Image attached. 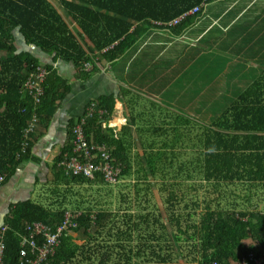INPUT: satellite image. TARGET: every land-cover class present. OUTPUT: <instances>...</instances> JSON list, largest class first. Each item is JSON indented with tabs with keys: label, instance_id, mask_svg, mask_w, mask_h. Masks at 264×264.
<instances>
[{
	"label": "trees",
	"instance_id": "trees-1",
	"mask_svg": "<svg viewBox=\"0 0 264 264\" xmlns=\"http://www.w3.org/2000/svg\"><path fill=\"white\" fill-rule=\"evenodd\" d=\"M214 1L224 3L223 11L232 2L0 0V194L7 196L6 192L16 189L17 183L8 186L12 180L19 182L17 195L8 194L7 211L0 217L1 264H173L175 252L185 248L198 255L192 259L193 264H243L244 256L263 254L264 210L258 206L264 199L252 202L255 198L247 194L244 201L232 193L234 183L264 189V17L260 15L248 13L239 21L247 24V30L236 28L248 32V48L254 54L251 59L261 67L250 73L252 83L246 89L237 87L234 80L240 74L233 73L244 64L243 58L234 60L233 50L236 56L246 54L240 52L244 42L230 38L225 44L234 47L228 57L214 60L212 54L181 74L179 83L185 86L183 81L188 80L190 84L180 91L183 95L178 104L188 116L169 122L173 134L165 124L157 128L150 121L136 119L135 114L124 127L123 134L129 141H133L130 132L136 128L138 140L151 151L145 178L158 179L160 194L165 197L168 214H153L152 224L150 215L139 214L135 219L141 222L133 223L132 215L120 217L118 212L100 209L102 203L90 201L84 191L103 184V172L92 179L62 163L68 156L76 157L75 167L95 162L104 166L107 150L110 161L121 167V177H132L131 153L126 147L130 143L117 138L115 144L119 133L108 127L116 97L90 103L94 115L86 124L88 148L75 153L73 129L80 125L76 120L70 127L68 145L53 164H44L31 150V124L37 121L34 132L39 137L45 135L54 119L51 110L73 93L71 81L61 74V62L73 64L79 79L85 82L98 74H112L122 85L131 86L123 91L124 96L130 95L134 81L139 85L153 79L150 70L144 73V69L158 68L165 62L162 58L157 67L134 62L143 41L159 31L182 34L194 19L202 17L203 11L212 8ZM195 8L199 10L191 13ZM178 18L181 21L173 24ZM191 58L187 57L197 60ZM39 72H45L40 83L43 96L35 103L30 94L36 92ZM199 73L204 78L199 80ZM230 79L233 84L227 85ZM28 81L33 82L32 89L26 86ZM129 103L132 108L137 102L131 98ZM203 111L210 112V116L203 115ZM150 133L154 134L152 142L143 140ZM156 140L164 147L154 143ZM180 148L182 151H177ZM184 157L187 159L178 162ZM29 163L39 168L31 171ZM201 180L216 188L231 189L230 197L220 196L215 209L207 206L197 213L196 206L189 202ZM37 192L40 196H35ZM32 197L47 206L33 202ZM120 198L130 203L127 209L131 210V200L124 194ZM136 201L138 208H153L151 199ZM70 204L79 211H70ZM181 207L191 211L182 213ZM35 224L44 225L46 230L34 233ZM83 229L87 242L79 244L74 234ZM48 233L61 235L56 251L43 258L39 254L49 243ZM141 259L145 263H140Z\"/></svg>",
	"mask_w": 264,
	"mask_h": 264
},
{
	"label": "crops",
	"instance_id": "crops-1",
	"mask_svg": "<svg viewBox=\"0 0 264 264\" xmlns=\"http://www.w3.org/2000/svg\"><path fill=\"white\" fill-rule=\"evenodd\" d=\"M223 5V2L214 1L211 4L212 8L203 11L202 17L194 19L192 24L182 34L171 35L167 31H159L158 34H152L147 40L143 41V45H141L134 62L136 61L140 66L151 63L154 67L158 66V62L162 61V58L165 59V62L158 68L149 67L144 69V73L150 70L149 76L153 79L149 83H141L139 85L134 81L132 83V91H130L132 94L130 95L124 96L123 91L131 89V86L122 85L120 81L118 82V80L114 79L112 74H98L91 81L85 82L79 79L78 70L73 64L61 62L59 66L61 74L71 81L73 93L65 102L59 104V107L51 110L50 113L54 117V122L53 124L50 123L47 135L36 144L35 150L38 153L34 150V154L42 157V153L47 154L56 146L60 148L65 146L71 136L69 135L71 124L84 116L90 103L103 97H116L115 113L110 121V128L116 129L119 133L117 138L120 141L123 139L130 143L129 146H126L130 150L132 163V177H130L129 181L133 180L132 182L135 183L136 181L134 180L137 177L134 170L140 164L143 156L146 157L147 162H150L149 155H151V151H147L143 147V142L138 140L139 132H137L136 128L130 132L133 141H129L123 134L124 127L128 126L131 121V115L135 114L138 120L150 121L151 125H155L157 128H162L165 124V129H168L173 134L172 129L168 126L169 122L175 121L178 116H188L186 110L178 104V100L183 95L180 91L188 89L190 84L188 80L183 81L185 86L179 83L181 74L189 66L195 65L198 60L212 54L214 60H222L228 57V55L232 54L231 50L234 47V44L230 47L225 44L230 38L243 41L244 49H241L240 52H247L244 55L239 54L236 56V51L233 50L235 52L233 55L234 60L243 58L244 63L240 65V69H236L233 73H253V69L256 71L261 70V67L251 59L254 54L248 48L249 41H247L246 37L248 32L237 31L236 28L241 27L244 28L243 30H247V24L239 23V21L244 19L248 13L264 17V11H262L264 10V0H232L224 11L221 10ZM232 30L234 31L233 35L230 34ZM188 56H192L191 59L196 58L197 60L187 59ZM134 66H136L135 63ZM248 83L250 85L252 81ZM131 98L133 103L137 102L134 103L132 108L128 106ZM132 109L134 110L133 112H131ZM153 135V133L147 136L144 135L145 138L143 140L152 142L153 139L151 137ZM163 137L165 138V136ZM154 143L164 147L158 140ZM135 144L140 145L141 151L136 150ZM179 144H182L181 140ZM177 151H182V148ZM43 159L46 160L45 158ZM178 162H183V158ZM112 167L118 171L116 182H107L103 173L105 183L111 185L124 184L125 178L121 177V167L115 166L113 163ZM35 169H37L36 165H32L30 168L34 172ZM16 178L19 179L20 174ZM156 181L159 182V180ZM6 193L7 196H4L3 193L0 194V217L8 208L9 192ZM143 195L139 194L138 191L135 192L134 200L143 199ZM5 199L6 202L2 205L1 203Z\"/></svg>",
	"mask_w": 264,
	"mask_h": 264
},
{
	"label": "rangeland",
	"instance_id": "rangeland-1",
	"mask_svg": "<svg viewBox=\"0 0 264 264\" xmlns=\"http://www.w3.org/2000/svg\"><path fill=\"white\" fill-rule=\"evenodd\" d=\"M202 77V74L199 73V80ZM251 74L250 73H241L240 77L235 80L237 87H239L241 90L246 89L249 86V83L251 80ZM198 80V81H199ZM194 81V82H198ZM247 81V82H246ZM246 82V83H245ZM233 84V81L227 80V85ZM125 94V92H124ZM152 102V101H151ZM139 110V108H138ZM210 112L203 111V115L205 116H210ZM135 148L138 151H141L140 145L135 144ZM36 153H38L37 150H35ZM46 155V154H45ZM141 155V154H140ZM191 157V154L188 155ZM47 157L50 158L51 164L54 163V157L55 153L52 154H47ZM187 157H184L183 160H186ZM149 162H147L146 157L143 156L141 158V162L139 165L136 166L134 171L140 170L141 173L139 175L135 174L137 179L135 183H133L130 180V177L126 179V183L122 185H111L107 183L103 184H98L97 187H86L85 189V194L87 196H90V201H100L102 204L100 206V209L108 210L110 213H119L120 217H123L125 214L126 215H132L134 216V219L132 220L133 223H138L141 222L140 220L135 219V217L139 214L143 215H150L149 220L150 223L152 224V216L153 214H168V210L165 206L164 199L165 197L160 194L161 186L159 182L156 180L158 179H152L146 180L145 175L147 173L146 169L148 168ZM33 164L29 163L27 168H31ZM39 167L37 166V169ZM144 168V169H143ZM49 172L52 174V171L49 170ZM148 175L151 174L148 173ZM52 177V175H51ZM17 183L16 189L19 187V182L18 180H12L8 186L13 185ZM53 184V183H52ZM233 186L235 188L232 189V193L239 194L240 198L245 201L247 194H252V197L255 198L252 200V202H259V200L264 199V189L262 186H245L243 184L239 183H234ZM51 187V186H50ZM197 188L198 191L195 192L193 199L189 202V205H195L197 208V213L202 212L207 206H209L211 209H215L217 206V201L219 200L220 196H226L230 197L231 194V189H224L223 187L216 188L214 185L209 184L205 180H201L200 182L197 183ZM16 189H12L9 193V196L11 195H17V192L15 191ZM39 189V188H38ZM171 190V188H169ZM141 191L144 194V198L146 199H151V206L153 208L151 209H143V208H138V202L134 200L135 197V192ZM126 196L128 200H131V210H128L127 207L129 206V202H124L120 198L121 195ZM35 196H40V192L35 193ZM167 196V193L166 195ZM35 203H40L38 198L32 197L31 199ZM144 201V200H143ZM44 204V203H40ZM226 204V201H222V206ZM46 205V204H44ZM91 206H95L94 204H90ZM47 206V205H46ZM69 210L72 212H77L79 211L78 207L75 206L74 204H70L68 206ZM258 208L260 210H264V202H260ZM99 207L96 208L98 210ZM180 212L182 213H188L191 211V209L185 210L184 207L179 208ZM198 220V216L196 217ZM40 227V226H37ZM168 231L170 234V237L172 234L170 233L172 231V227L169 224ZM74 237L76 238V241L79 244H84L87 242L86 237L84 236V229L81 230L79 233H75ZM171 239V238H170ZM187 247L188 245H184ZM196 257L198 258V255L190 250H187L185 248L184 251H176L174 258L171 260L173 264H193V258ZM140 263H145V259H141L139 261ZM170 262V261H169ZM148 264H152L148 262Z\"/></svg>",
	"mask_w": 264,
	"mask_h": 264
},
{
	"label": "built area",
	"instance_id": "built-area-1",
	"mask_svg": "<svg viewBox=\"0 0 264 264\" xmlns=\"http://www.w3.org/2000/svg\"><path fill=\"white\" fill-rule=\"evenodd\" d=\"M199 8H195L191 13H194L196 11H198ZM185 15L182 17L184 18ZM181 21V18H178L177 20H175L173 22V24H178ZM36 79L38 80L36 82V84H34L35 88H36V92L31 93L30 95L33 97L35 103H39L40 97L43 96L42 94V86H40V83H43L44 79H45V72H39L36 76ZM39 83V85H38ZM26 86L29 89H32L33 87V82L32 81H28V83L26 84ZM92 116V115H91ZM86 125V121H84L82 123V125L75 127L73 129L74 132V138H75V144L78 148V151L80 152L81 150H83L85 147L88 148L89 142H88V138L85 132V128L84 126ZM105 160L107 161L109 159L108 155H106L105 153ZM76 162V158H74L72 160V162L68 163L67 166L71 168H73L75 170V173H83L86 175V177L95 178V174L102 171L105 175V180L109 183H113L116 182V179L118 177V171L114 170V168L109 164V163H105V165L102 167L101 165H98L96 162L95 164H90L87 166H83L78 164L76 167L74 165V163ZM40 226V227H37ZM45 227L42 224H35L33 232L36 234H40L43 233L45 231ZM32 233L30 235V237H32V235L34 234ZM61 235V234H60ZM59 235V236H60ZM59 236H54L51 233H48V237H49V243L42 249H40V256H42L43 258H46L50 253H54L56 251V245L58 244V238ZM27 241V239H26ZM60 242V241H59ZM29 244L33 246V241H29ZM3 251V246H0V256L2 254ZM258 252L254 253H250L248 255V257L244 256L243 258V264H264V252L263 254L258 255ZM23 254H26V251H23ZM1 264V262H0ZM209 264H219L216 261H213Z\"/></svg>",
	"mask_w": 264,
	"mask_h": 264
},
{
	"label": "clouds",
	"instance_id": "clouds-1",
	"mask_svg": "<svg viewBox=\"0 0 264 264\" xmlns=\"http://www.w3.org/2000/svg\"><path fill=\"white\" fill-rule=\"evenodd\" d=\"M93 112H94V109L93 108H89L88 107V109H87V112L84 114V116L80 119V125H82V123L84 122V121H86V124H87V120L89 119V118H92L93 117ZM92 115V116H91ZM52 122V124H53V122H54V119H53V121H51ZM37 124V121L35 122V123H32L31 124V127H30V133H31V142H30V144L32 143V147H31V150H33V154H34V150H35V146H36V144L40 141V139H42V138H44L47 134H45V135H43V136H38L37 134H36V132H34V128H35V125ZM79 125V126H80ZM86 126L87 125H85L84 126V128H85V130H86ZM108 127L110 128V124L108 123ZM49 129H50V126H49V128H48V131H49ZM73 136H74V132H73ZM38 139V140H37ZM36 140H37V142H36ZM74 140V146H75V153L76 154H78L79 153V151H78V148H77V146H76V144H75V138L73 139ZM68 143H69V141L67 142V144L65 145V146H62L61 148L59 147V146H56L52 151H50L49 153H47V154H52V153H55V159L61 154V152H62V149L64 148V147H66L67 145H68ZM26 144H28L29 145V143L27 142ZM115 144H118V142H117V136H116V142H115ZM105 153H106V155H108V157H109V159H108V161H106L107 163H109L111 166H112V161H110V157H111V155H110V153L106 150L105 151ZM46 153H42V157L43 158H45L46 160H44L42 157H39V156H37V155H35V156H37L38 158H40V159H42V161H43V163L44 164H51V160H50V158H48L47 157V154L45 155ZM74 158H76V157H74ZM74 158H72L71 159V157H66L65 159H64V161L62 162L63 164H65V165H67L68 163H70V162H72V160L74 159ZM55 159H54V162H55ZM105 162V163H106ZM103 167V166H102ZM104 178H105V175H104ZM125 182H126V180H125ZM211 262H213V261H211ZM210 262V263H211ZM217 262V261H216ZM219 263V262H218ZM209 264V263H208ZM220 264V263H219Z\"/></svg>",
	"mask_w": 264,
	"mask_h": 264
}]
</instances>
